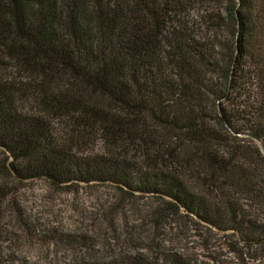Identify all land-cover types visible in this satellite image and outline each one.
Instances as JSON below:
<instances>
[{
    "label": "trees",
    "instance_id": "16d2710c",
    "mask_svg": "<svg viewBox=\"0 0 264 264\" xmlns=\"http://www.w3.org/2000/svg\"><path fill=\"white\" fill-rule=\"evenodd\" d=\"M227 1L236 45L213 82L218 61L185 19L193 0H0L6 178L159 196L264 251V0ZM214 109L224 134L206 124ZM148 124L162 131L150 137ZM153 150L193 163L204 194L136 163Z\"/></svg>",
    "mask_w": 264,
    "mask_h": 264
},
{
    "label": "rangeland",
    "instance_id": "374dc122",
    "mask_svg": "<svg viewBox=\"0 0 264 264\" xmlns=\"http://www.w3.org/2000/svg\"><path fill=\"white\" fill-rule=\"evenodd\" d=\"M193 1L185 19L194 28L197 39L207 44L215 55L219 74L210 79L218 82L236 45L227 10L229 2ZM216 103L211 98L209 106ZM214 111L206 118V124L224 134ZM55 125L66 130L62 120L55 121ZM148 125L150 137L162 131L154 124ZM96 144L102 147L101 141ZM160 154L153 150L154 157L148 159L141 152L133 156L138 164L181 174L194 191L204 194L206 188L202 178L194 173L193 163L185 166L182 155L172 160ZM0 185L7 186L3 188L7 192L0 210L3 261L108 264L131 258L151 264H171L174 257L189 264H264L262 249L256 248L253 254L230 232L217 231L183 209L170 208L169 200L159 196L129 195L111 184L67 189L35 180L16 185L1 169Z\"/></svg>",
    "mask_w": 264,
    "mask_h": 264
},
{
    "label": "water",
    "instance_id": "95a60500",
    "mask_svg": "<svg viewBox=\"0 0 264 264\" xmlns=\"http://www.w3.org/2000/svg\"><path fill=\"white\" fill-rule=\"evenodd\" d=\"M262 151H263V153H264V150L262 149V148H260Z\"/></svg>",
    "mask_w": 264,
    "mask_h": 264
}]
</instances>
